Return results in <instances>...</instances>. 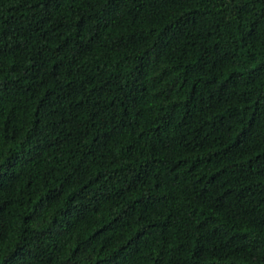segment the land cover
Masks as SVG:
<instances>
[{"label": "trees", "instance_id": "trees-1", "mask_svg": "<svg viewBox=\"0 0 264 264\" xmlns=\"http://www.w3.org/2000/svg\"><path fill=\"white\" fill-rule=\"evenodd\" d=\"M0 264H264V0H0Z\"/></svg>", "mask_w": 264, "mask_h": 264}]
</instances>
